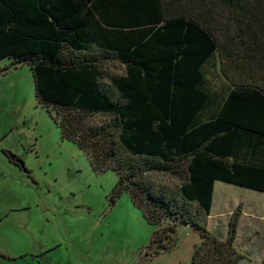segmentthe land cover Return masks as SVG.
<instances>
[{
  "label": "trees",
  "instance_id": "1",
  "mask_svg": "<svg viewBox=\"0 0 264 264\" xmlns=\"http://www.w3.org/2000/svg\"><path fill=\"white\" fill-rule=\"evenodd\" d=\"M215 57L224 98L203 87ZM5 58L30 67L39 104L57 109L60 138L92 172L116 174L110 203L128 193L158 227L147 254L168 250L184 224L201 237L190 264L239 263L240 207L225 239L206 225L215 181L264 193V166L235 153L243 134L248 148L264 140V0H0Z\"/></svg>",
  "mask_w": 264,
  "mask_h": 264
},
{
  "label": "rangeland",
  "instance_id": "2",
  "mask_svg": "<svg viewBox=\"0 0 264 264\" xmlns=\"http://www.w3.org/2000/svg\"><path fill=\"white\" fill-rule=\"evenodd\" d=\"M10 63L0 61V264H190L199 232L178 225L168 250L147 254L158 227L145 221L128 193L110 203L116 174L92 172L86 155L60 138L51 116L57 109L39 104L30 67ZM107 67L113 73L123 70L110 60ZM204 74L203 87L217 98L223 91L216 57ZM103 119L94 116L86 124ZM238 207V264H259L264 258V193L216 183L206 228L225 239Z\"/></svg>",
  "mask_w": 264,
  "mask_h": 264
},
{
  "label": "crops",
  "instance_id": "3",
  "mask_svg": "<svg viewBox=\"0 0 264 264\" xmlns=\"http://www.w3.org/2000/svg\"><path fill=\"white\" fill-rule=\"evenodd\" d=\"M221 87L223 88V91L225 92V94L223 96V98H224L226 93L229 90L228 86L225 84V80H223ZM218 107L219 106L213 107V108L212 107L207 108L204 111V115H203L202 120L204 121L206 119H210V118L214 117V115L217 113ZM241 136H242V140L244 141V144L241 148H237V150H235L236 151L235 153L238 155L237 161L248 163V164H254L257 166H264V140L258 139L256 137L252 136L251 137L252 140L258 141V145H254L253 147L248 148L246 145V142H247L246 138H250L249 135L243 134ZM253 148H256V149L254 150V153L251 155V149H253ZM259 152L261 154V157L258 156ZM218 182L219 181L214 182V187H215L216 183H218ZM214 187H213V194H212L211 210H212L213 205H214Z\"/></svg>",
  "mask_w": 264,
  "mask_h": 264
}]
</instances>
